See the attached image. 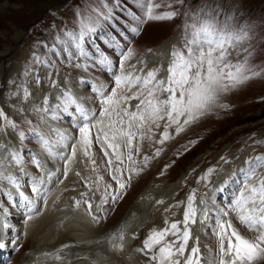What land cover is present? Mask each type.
Listing matches in <instances>:
<instances>
[{
    "label": "snow or ice",
    "instance_id": "obj_1",
    "mask_svg": "<svg viewBox=\"0 0 264 264\" xmlns=\"http://www.w3.org/2000/svg\"><path fill=\"white\" fill-rule=\"evenodd\" d=\"M129 2L138 9L139 14L123 4L122 0H112L111 4L109 0H98V6L89 4L83 9L77 7L74 13L75 29H65L64 38L59 35L56 38L58 44L63 46V55L69 64L78 57H83L84 61L90 62H80L74 66L85 72L89 68L99 67L112 81L111 87L106 82L88 81L83 77L73 78L69 86L67 76H65V86L60 87L57 80L52 78L51 69L56 66L55 61H52L51 57L41 58L33 53V62L49 69L47 79L50 81V87L58 90L55 103H50L48 95H44L39 105L36 103L31 105L32 110L42 113L41 125L47 131H42L39 125L30 127L27 133L17 131L19 127L17 122L0 107V132L11 128L20 140L19 149L7 151L10 163L22 165L24 156L27 155L37 169L45 171L42 161L35 152L32 150L23 152L25 148L23 142L32 137L50 157L65 162L62 174L67 177L70 171L69 165L78 151L95 165L96 160L92 158L94 154L91 149L93 143L100 146L104 157L107 158L105 171L116 187L113 188L111 182H105L102 190L97 187L96 191L100 192V197L99 203L95 204V212L99 213L105 211L103 205L110 202L114 204L122 198V193L130 186L133 175H139L143 171L138 164L142 163L147 167L152 156L145 154L141 161H137L136 157L141 153L143 141L154 140L155 130L161 128V121H164L163 131L160 132V139L155 140V143L163 145L165 141L173 138L169 132L170 128L175 127V134L178 135L188 125L211 113L213 109L228 108L229 105L221 102V97L261 75V71L249 63L247 56L236 61L229 59L233 51L239 54V45L247 38V32L219 29L210 20H204L199 24L185 23L184 35L181 38L183 47L175 45L172 47L165 70L166 75H160L162 65L147 71L144 68L136 70L135 64H129L135 55V50L121 44L115 37L105 38L107 34L101 32L102 21L111 22L116 18L113 6L126 13L133 22L128 24V30L133 35H139L141 27L149 20H171L179 13L172 8L171 0H168L167 4L157 3L156 0H129ZM177 2L182 3V0ZM162 7L163 11H157ZM97 37L109 52L101 49L96 43ZM86 45L91 47V51ZM52 50L58 57L61 56L60 50L55 45ZM113 56L116 57L115 60ZM61 62H64L63 59ZM138 63L143 64L145 61L141 58ZM128 68L133 70L128 71ZM21 75H27V70ZM57 75H59L58 69ZM34 80L36 84L41 82L39 75L34 74ZM77 84L90 87L99 104L98 112L96 108L87 107L82 102L83 97H77L73 93L72 88ZM12 95H19L23 101H28L32 97V92L26 84L21 83ZM133 100L137 101L135 105L130 103ZM18 110L23 111V109ZM61 114L71 117L72 126L78 132L77 136L73 137L65 129L53 127L48 123L49 118L63 119ZM28 123L32 122L28 121ZM69 145L71 150L65 154ZM4 147L5 145L0 144V148ZM58 147L65 151H56ZM162 151V148H156L153 155L159 156ZM221 160L225 163L229 162L224 157H221ZM4 164L5 161L0 159V180L7 181L17 189L16 195L21 198L19 206L31 213L36 208V200L31 199L24 191H19L21 186L17 177L13 174L5 175L2 170ZM262 168H264V154L250 156L244 161L243 167L235 170L219 187L211 189L213 192H224L230 185H234L231 201L224 207L210 208L208 201L203 198L200 199L198 206L196 201L198 189L192 188L186 200L169 206L171 208L183 205V218L169 220L166 217L164 226L150 229L143 240V246L136 250L148 257L149 264H202V261L204 264H257L258 261L264 260V172L259 171ZM217 170L215 166L207 168L197 177L196 183L199 185L203 182L204 186L208 187L210 178ZM54 175L55 172L48 170L47 181L50 182ZM29 176L31 193L47 204L44 195L47 189L43 187L46 177L30 174ZM98 179L103 181L104 176L101 175ZM80 195L83 198L88 194ZM0 197H2L0 250L11 246L14 251H18L19 236L12 235L16 228L10 221L13 215L10 209L16 206L13 191L0 190ZM156 203L163 204L164 201L158 200ZM81 204L86 205V211L92 220L99 223L101 216L94 213L93 202L88 199L75 201L77 208ZM212 204L215 205V198L212 199ZM168 210L165 209L166 212ZM229 212L255 235L248 237L241 234L228 218ZM198 214L200 223L206 225L216 237L215 251L205 246L206 256L201 252L199 237H195L189 247V241L193 240L190 225L197 223ZM25 216V223L32 219L31 215L25 214ZM124 233L125 230L120 228L114 235H118L122 241ZM135 235L133 234V238ZM114 246L122 248L123 244Z\"/></svg>",
    "mask_w": 264,
    "mask_h": 264
},
{
    "label": "rangeland",
    "instance_id": "obj_2",
    "mask_svg": "<svg viewBox=\"0 0 264 264\" xmlns=\"http://www.w3.org/2000/svg\"><path fill=\"white\" fill-rule=\"evenodd\" d=\"M9 1L10 2H19V3L23 4V7H21V8H14V7L10 8L6 14L10 15V18L13 20V22L19 28H23L25 30L30 29V35L33 39H35L36 34L38 36L45 35L49 31V28L53 27L54 24L57 22H61V24H66L68 22H71L76 26V24H75L76 16L74 15V13H75V10L77 7H80L81 9H83L84 7H86L89 4H91L93 6H98V0H9ZM176 1L177 0H171V2H176ZM244 1H246L248 5H253V6H257L260 3L264 2V0H244ZM111 2H112V0H109L110 4H111ZM156 2L162 3V4H167L168 0H156ZM3 3L7 4L8 1L7 0H0V10H3V7H1ZM58 3H61V7L59 9V16H57L52 10V6L56 5ZM122 3L125 4L123 1H122ZM113 8H114L116 18L111 22L102 21L101 23H102L103 27L101 29V32L107 34L105 38L111 39V37H115L116 40L121 39V41H122V38H121L123 36L122 33L124 35L126 33L132 34L128 30V24H131L133 22L130 20V18L127 16L126 13L121 12L120 10L116 9L114 6H113ZM45 10H46V12H45ZM134 12H137L139 14V11L137 8L134 9ZM6 21L7 20H5L4 17L0 16V23H2L4 25ZM2 24H0V34H1L0 35V65L5 66V64H7L6 65L7 71L11 72L14 69L13 72H17L18 71V65H17L18 59L22 58V56L25 54V49L27 47V44L30 43L31 38L27 37L26 32H25V35L18 37V35L16 33H14L13 31H10V32L7 31L6 28ZM2 28H5V29H2ZM156 30H157V25H156L155 20H149L141 27L140 33L144 37V41H147L146 43L151 41V39H149V37L151 35H153ZM96 40L97 41L100 40L99 37H97ZM34 45H36V42ZM1 57H5V58H1ZM0 67H2V66H0ZM68 69H70L73 72H75V70H77L76 67L74 69L73 68H68ZM71 71L69 73H71ZM3 72L5 73V71L3 70L0 72V74H3ZM52 73H54V71ZM41 74H42V72L39 75H41ZM96 74L99 77L100 76L107 77L105 72L102 71L101 69H99L98 73H96ZM55 77H57V82L60 85V87H64L65 86V76H63V73H61V74L59 73V75H57V73H56ZM67 77H68V79L72 78V76H67ZM26 85L28 86L29 90H32L34 92L32 97L28 101H23L19 95H14L11 97L9 91H8V93L5 94V98H2L1 97L2 93L0 92V107H2L4 109V111L7 113V115L9 117L12 116L14 118L15 114H16L15 111H17L16 119H18V120L19 119L20 120L26 119L27 122L31 121L34 123V120L32 117L33 114L29 113L30 105L32 102L39 105V101H40L41 97L44 95V91L49 90L50 85L44 86L43 83L40 82V84L38 85V90H36V88L33 87V84L31 81H28ZM52 89H53V92H52L51 98L54 99L56 97L58 90L56 88L50 87V90H52ZM237 89L239 90V92H238L239 94L241 93V91L243 93H245L247 91V90L243 89V85L239 86ZM251 90L252 89L250 88L249 91H251ZM93 104H95V102ZM18 109H23V111H19ZM97 112H98V109H97ZM27 114H28V116H27ZM35 115L40 117L39 116L40 114L38 115L35 113ZM38 117H37V121H38V123L41 124V120ZM49 124H51V123H49ZM162 124H163V121H161V125ZM52 126L62 128L61 124L52 125ZM62 129H65V128H62ZM159 129L163 130V126H161V128H159ZM169 130H175V127H172ZM11 134L14 135V132L11 128L5 129V131L0 132V144L5 145L4 148H0V159H5V152L7 149H9V147L7 146V141H8ZM188 140H190V137L188 136V134L185 131H182L180 135L175 136V138H171V139L167 140L164 143V145L156 144L155 140H153L152 142L145 140V141H143V145H148L150 147L151 151H153V152L155 151L156 148H162L163 151L161 152V155L166 150L167 151V157L169 159H171L173 156H175L178 152H180L182 150V147L185 145V143ZM190 141H193V140H190ZM163 146H165L166 149H164ZM60 151H63V150L61 149ZM91 151L94 154L92 158L96 160L95 165H93L90 160L88 161L89 158L84 156L82 152L78 151L75 159L73 160V161H77V162L74 163L73 168H71L69 166L70 171L68 172L67 177H65L61 173L64 165L60 169V171H56L55 176H56V178H60V185L61 186H65L67 183H70V182L75 183L79 177H83L85 180L84 183L87 185L86 186L87 190L91 189L93 191L94 189H96L98 187L99 174L98 175H96V174L98 172L104 174L105 162H103L101 165L97 166V162H98L97 157L100 158L102 155L99 145L93 143ZM166 161H168V159H166ZM94 168L96 169L95 171L93 170ZM173 171L175 174L178 171L177 167H175L173 169ZM77 173H79V175H77ZM173 179H174V177L169 178V181L173 180ZM141 180H143L142 177H141ZM160 180H161V183L158 186L155 185L156 187H160L161 185L165 184V182L167 181L166 177L161 178ZM141 184H143V183H141ZM21 188H22V191H24L26 195H28L30 198L33 199L34 195L31 193V190L27 187V185L21 186ZM13 194H14V190H13ZM130 202H127L125 205H124V203L122 205L120 203L119 207H116L117 210H114L113 213L108 217L106 222L100 224V227H102V228L104 227V229H105L108 226H112L113 224H115L118 221L119 217L123 214L124 210L127 208V205ZM165 214L166 213H164L162 216L164 218L167 217L169 220H178V218H180L179 215L173 216L172 214H167V215H165ZM151 215H152V217L155 216L154 214H151ZM46 219H48V218L44 217L42 221L45 222ZM44 224H46V223H44ZM38 228L41 231V228L40 227H38ZM35 231H34V233H35ZM48 233H49V230L43 231V233H42L43 238H41V239H43L42 241H45L44 237L47 236ZM49 236H52V234L49 233ZM33 237H35V238L37 237L36 239H38V240L40 239V237H38V235L36 236L35 234L33 235ZM41 239H40V241H41ZM81 239H83V238L81 237ZM52 242H53V240L51 242H49V244L47 246L51 245ZM85 242L87 243L88 241H85ZM213 244L216 248V240H214V239H213ZM92 250L87 251V253L84 254V256H83V259H85V257ZM93 253H95V252H93ZM109 254H110V258L114 261V263L112 262L111 264H118L124 260V258L121 257V255L116 253V252L110 251ZM115 258H117L116 261H115ZM112 260H110V261H112ZM83 261H81V263ZM128 261L129 260L126 259L124 264H127Z\"/></svg>",
    "mask_w": 264,
    "mask_h": 264
},
{
    "label": "bare ground",
    "instance_id": "obj_3",
    "mask_svg": "<svg viewBox=\"0 0 264 264\" xmlns=\"http://www.w3.org/2000/svg\"><path fill=\"white\" fill-rule=\"evenodd\" d=\"M148 187L147 188H145V190H144V192L142 193V195L144 196V194L146 193V192H148ZM142 204H144L143 203V201H137V202H133L132 203V206L129 208V210H127V213L125 214V216L113 227V228H117V230L120 228V227H122V226H124L125 224H126V222L127 223H129V220H130V217H132V214L135 212V209L136 208H140V206L142 205ZM44 216H47L46 214L44 215ZM45 218H48V219H46V221L44 222V223H47V221L49 220V218L50 217H45ZM71 219V218H70ZM69 219V220H70ZM43 222V221H42ZM57 229H58V241H61V240H63L64 238H65V236L67 235V233L68 234H71V232L73 231H80V233H81V237H82V234L83 235H88V233H89V236H87V237H82L83 239H81L80 238V240H82V241H90V240H92L94 237V235H96V234H98L99 232L95 229V227L94 226H90V227H86L85 228V226H84V224H82L81 222H79V221H74V225H68V227H66V226H57ZM36 230V231H35ZM34 231H35V233H34ZM41 231H40V229L37 227L36 229H34L33 231H32V233H34L35 235H36V233L38 234V233H40ZM85 232H87V234H85ZM49 233L50 234H52V231L51 230H49ZM49 233L47 234L48 236H49ZM33 234V235H34ZM37 236V235H36ZM37 238V237H36ZM41 238H43V237H41ZM45 238V237H44ZM38 240V239H37ZM43 239H41V241H40V239L38 240V243L40 244V243H42L43 241H42ZM46 241H48V242H51L52 241V238H51V236H49L48 237V239L46 240ZM55 244V242H54V240H53V242L51 243V245H49V246H53ZM96 261V260H95Z\"/></svg>",
    "mask_w": 264,
    "mask_h": 264
}]
</instances>
